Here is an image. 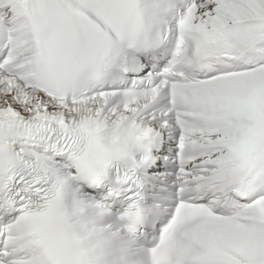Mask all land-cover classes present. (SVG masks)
<instances>
[{
    "label": "snow or ice",
    "instance_id": "1",
    "mask_svg": "<svg viewBox=\"0 0 264 264\" xmlns=\"http://www.w3.org/2000/svg\"><path fill=\"white\" fill-rule=\"evenodd\" d=\"M0 264H264V0H0Z\"/></svg>",
    "mask_w": 264,
    "mask_h": 264
}]
</instances>
